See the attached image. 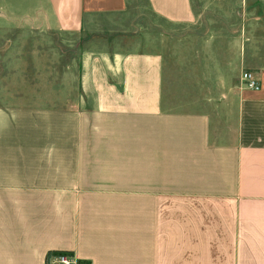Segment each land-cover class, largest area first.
Instances as JSON below:
<instances>
[{"label": "crops", "instance_id": "0c3cea01", "mask_svg": "<svg viewBox=\"0 0 264 264\" xmlns=\"http://www.w3.org/2000/svg\"><path fill=\"white\" fill-rule=\"evenodd\" d=\"M146 1L170 23L197 22L196 0ZM259 1L237 27L188 39L194 57L169 62V109L163 59L141 51L86 56L80 94L91 106L0 104V264H52L50 252L86 264H264ZM124 5L0 0V25L78 37Z\"/></svg>", "mask_w": 264, "mask_h": 264}, {"label": "rangeland", "instance_id": "374dc122", "mask_svg": "<svg viewBox=\"0 0 264 264\" xmlns=\"http://www.w3.org/2000/svg\"><path fill=\"white\" fill-rule=\"evenodd\" d=\"M124 1V7L115 12L94 15L78 37L24 29L15 22L0 25V104L68 110L78 99V105L91 106L94 98L80 94L85 58L103 52L141 51L159 53L163 59V104L169 109V62L194 57L189 53H195L198 41L188 39L199 34L211 38L208 35L215 28L237 27L245 11L261 9L259 0H196L197 22L186 27L156 16L146 0ZM186 44L190 49L183 55L181 48ZM48 135H53V129L46 127ZM159 212L169 219V207Z\"/></svg>", "mask_w": 264, "mask_h": 264}, {"label": "built area", "instance_id": "2783aa9c", "mask_svg": "<svg viewBox=\"0 0 264 264\" xmlns=\"http://www.w3.org/2000/svg\"><path fill=\"white\" fill-rule=\"evenodd\" d=\"M242 77L246 87L252 90H260V84L258 80L254 77L253 72L245 71L243 72ZM49 261L52 264H86L83 263L79 258H77L75 254L70 252L53 253L49 256Z\"/></svg>", "mask_w": 264, "mask_h": 264}, {"label": "trees", "instance_id": "16d2710c", "mask_svg": "<svg viewBox=\"0 0 264 264\" xmlns=\"http://www.w3.org/2000/svg\"><path fill=\"white\" fill-rule=\"evenodd\" d=\"M52 253H55V252H50V253L48 254V256H47V262L49 261V256H50V254H52Z\"/></svg>", "mask_w": 264, "mask_h": 264}]
</instances>
